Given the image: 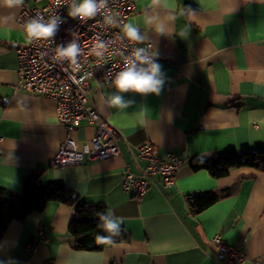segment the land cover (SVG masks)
<instances>
[{"label": "crops", "instance_id": "obj_1", "mask_svg": "<svg viewBox=\"0 0 264 264\" xmlns=\"http://www.w3.org/2000/svg\"><path fill=\"white\" fill-rule=\"evenodd\" d=\"M18 14L19 8L0 5V187L20 192L28 173L39 170L42 180L68 184L81 201L103 204L123 223L121 235L103 249H77L68 229L74 206L50 201L8 224L0 264H264V172L238 167L217 178L192 167L217 153L264 151V0H161L158 6L136 0L127 23L157 53L162 92L126 93L134 103L119 110L106 103L114 84L92 79L90 103L120 131L121 154L65 167L51 163L67 136L56 102L14 89L16 50L27 42ZM95 132L82 119L74 137L83 143ZM147 142L182 164L174 184L156 175L136 196L123 189V173L146 166L137 150ZM209 190L222 197L193 213L187 197ZM217 234L246 250L247 259L219 260Z\"/></svg>", "mask_w": 264, "mask_h": 264}, {"label": "built area", "instance_id": "obj_2", "mask_svg": "<svg viewBox=\"0 0 264 264\" xmlns=\"http://www.w3.org/2000/svg\"><path fill=\"white\" fill-rule=\"evenodd\" d=\"M69 2L24 0L17 17L23 30L25 23L37 16L47 20L53 15H59L65 21L59 26L53 40L26 42L17 47L18 79L14 84L15 91L39 93L56 102L58 119L67 131L66 138L51 162L59 167L121 154L120 131L108 120L101 118L97 108L90 103V82L96 78L106 84H114L117 73L125 67L126 62H130L136 47H144L155 54L151 43L135 44L124 35L123 25L135 14L136 0H107L105 9L87 21L68 16ZM109 17L113 18V23L108 22ZM72 40L81 48L75 68L67 61L54 59L57 46H66ZM96 50H101L102 55L97 56ZM82 119L95 124L96 132L90 140L79 143L74 132ZM137 156L146 160L147 164L139 172L126 168L123 173L125 191L136 196L144 194L156 175H160L166 185L175 183L182 164L178 156L171 153L159 156L156 146L150 142L139 146ZM212 241L219 260L241 263L247 259L246 250L228 244L221 235H215Z\"/></svg>", "mask_w": 264, "mask_h": 264}, {"label": "trees", "instance_id": "obj_3", "mask_svg": "<svg viewBox=\"0 0 264 264\" xmlns=\"http://www.w3.org/2000/svg\"><path fill=\"white\" fill-rule=\"evenodd\" d=\"M193 170L206 169L214 177L220 178L238 167H251L264 172V151L246 150L217 153L215 156L197 160ZM222 196L212 190L202 191L187 197L190 210L199 213L214 204ZM50 201L74 206L75 214L68 229L76 237L77 249L101 250L107 244H97V235H107L99 227V214L107 210L103 204L81 201L80 195L68 184L41 179L39 170H31L20 192L0 187V238L8 224L14 220H24L29 214L42 211ZM118 236L113 237L115 240Z\"/></svg>", "mask_w": 264, "mask_h": 264}, {"label": "clouds", "instance_id": "obj_4", "mask_svg": "<svg viewBox=\"0 0 264 264\" xmlns=\"http://www.w3.org/2000/svg\"><path fill=\"white\" fill-rule=\"evenodd\" d=\"M161 0H153V5L158 6ZM24 4V0H0V5L8 8H19ZM107 4V0H70L68 5V16L80 21H87L100 14ZM64 19L59 15H53L45 20L42 16L33 17L24 25L27 42L49 40L55 37L59 31V26L64 23ZM109 23H113V18L109 17ZM147 23H153V17L147 18ZM125 37L135 43L143 44L147 36L133 23L123 25ZM160 34L165 33L163 24L159 25ZM81 48L75 40L66 46L59 45L56 48L54 59L63 62L67 61L70 66L77 65ZM97 56L102 55L101 50H96ZM157 53L153 54L149 49L136 47L132 53L130 62H126L125 67L119 71L114 80L115 92L109 94L106 103L109 107L124 110L133 105L134 101L126 99V93H137L140 95L155 94L160 95L165 83V74L162 66L156 60ZM143 122L144 113L138 114ZM99 227L107 235H97V244H111L113 237L122 233V218L116 217L111 211L99 214Z\"/></svg>", "mask_w": 264, "mask_h": 264}]
</instances>
